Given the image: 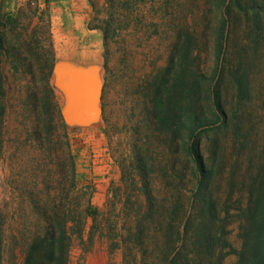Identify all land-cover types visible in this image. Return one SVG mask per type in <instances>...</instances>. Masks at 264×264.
I'll list each match as a JSON object with an SVG mask.
<instances>
[{"label": "rangeland", "instance_id": "rangeland-1", "mask_svg": "<svg viewBox=\"0 0 264 264\" xmlns=\"http://www.w3.org/2000/svg\"><path fill=\"white\" fill-rule=\"evenodd\" d=\"M0 30L1 264H23L43 215L56 211L75 217L69 264H163L171 208L194 187L181 147L189 121L167 131L153 110L176 78L172 101L188 93L210 125L201 153L212 206L188 208L178 264H206V229L209 264L248 254L264 209V0H0ZM51 61L63 122L49 137ZM216 80L224 123L205 96Z\"/></svg>", "mask_w": 264, "mask_h": 264}, {"label": "trees", "instance_id": "trees-1", "mask_svg": "<svg viewBox=\"0 0 264 264\" xmlns=\"http://www.w3.org/2000/svg\"><path fill=\"white\" fill-rule=\"evenodd\" d=\"M220 23L222 25L221 42L224 44L228 39L231 24L229 5H225L223 7V10L221 11ZM11 29L12 27L10 26L7 30L11 31ZM103 30L105 35L107 31L105 28ZM6 32L7 31L0 30V47L3 45L2 43L3 39L6 37ZM51 54H54L53 49H51ZM52 68L53 61L49 64L48 72L43 74V79L46 80L45 83L49 88L52 100V112L50 118L51 129L49 137H52L54 134L53 131L55 126L58 127L57 124L59 122H63L60 110L57 103L54 101L53 89L49 85V77L52 73ZM29 72L31 76L34 77L33 71L29 70ZM176 83L177 78L175 81L170 83L172 85L167 84L166 87L163 88V93H160L161 95L154 100L153 110L159 125H163L167 131L171 130L172 126H178L176 128V131H178L181 125L185 127V124L189 121L190 128L187 133V138H183L181 147L182 153L185 155V163H183L184 170L186 171L191 168L194 187L184 203L182 202L181 205H176L171 208V212L169 213L170 220L166 223L165 229V246H167V249L165 257L163 258V264L179 263L178 261L181 256V249L185 247L187 243L186 235L189 222L192 218L191 213L186 217L188 208H193L195 202L202 200V202L206 203L208 215L212 214L211 203L207 200L209 197L207 190L210 184L209 181L211 171L204 161L201 153V142L204 138L203 132H205L206 129H209L210 125L207 122H203L196 113L192 112L191 97L188 93H185V97L182 98V103H180V100L176 102L172 101L173 88L176 87ZM218 87L219 81L216 80L215 83L207 85L204 90L206 99L209 102V109L213 117L212 121L224 123L225 115L219 97ZM2 110L3 114L4 109ZM0 122L2 123V118ZM148 198L151 200H149L150 209L148 217L153 223L154 215L158 213V209L154 208V204L152 202L153 196L149 194ZM89 214L92 216L94 215V208L88 203L85 215ZM260 215L261 220L258 223L257 232L255 231L253 239L250 240V243L248 241L244 243L243 252L245 253V247L249 244L250 250L248 254L245 253L246 255L241 252L238 264H264V209ZM42 218L45 220V224L41 226V230L39 229V231L36 232L32 239L27 243L23 264H69L71 235L75 232V225L71 224V222H75V217L70 216L65 211H56L53 212L51 216L44 214ZM181 225H183V231L180 230ZM208 231L209 230L207 229L205 230L202 238V242L205 247L206 255L204 259L207 260L206 264H209L212 259L210 250L212 242L211 235ZM141 233L142 232L139 233L138 231L132 233L134 238L139 237L138 242H140ZM1 247L2 236L0 230V264L2 261ZM192 263H196V261L194 260ZM180 264H186V262H182Z\"/></svg>", "mask_w": 264, "mask_h": 264}, {"label": "crops", "instance_id": "crops-1", "mask_svg": "<svg viewBox=\"0 0 264 264\" xmlns=\"http://www.w3.org/2000/svg\"><path fill=\"white\" fill-rule=\"evenodd\" d=\"M55 12L58 13L57 10H56V11L53 10V13H55ZM50 19H51V27H52V29H53V28H54V26H53L54 21H53V16H52V15H50ZM73 21H74V23H75L76 20L74 19ZM77 26H78V25H75V26H73V27H74V28H77ZM55 29L58 30V28H56V27H55ZM52 31H53V30H52Z\"/></svg>", "mask_w": 264, "mask_h": 264}]
</instances>
